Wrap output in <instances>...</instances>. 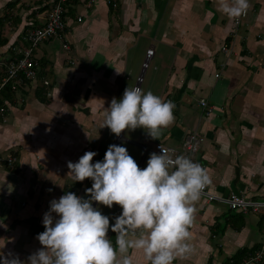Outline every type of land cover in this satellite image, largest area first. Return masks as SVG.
Masks as SVG:
<instances>
[{
  "label": "crops",
  "instance_id": "1",
  "mask_svg": "<svg viewBox=\"0 0 264 264\" xmlns=\"http://www.w3.org/2000/svg\"><path fill=\"white\" fill-rule=\"evenodd\" d=\"M52 1L0 0V75L9 46L42 22ZM249 3L235 30L219 0H70L65 31L35 51L36 80L19 85L14 100L3 95L11 102L6 121L0 120V247L5 253L12 250L24 259L42 247L36 237L45 230L49 202L67 191L83 196L92 185L90 178L75 182L68 161L90 150L99 153L91 143L106 135L115 144L123 140L142 149L138 165H143L148 146L150 152L156 141L180 148L184 136L196 130L204 142L193 160L208 170L210 189L252 199L264 195V0ZM149 48L153 56L141 83L146 92L174 102V120L155 139L146 129L133 130L131 138L115 136L101 127L106 111L113 98L136 85ZM8 157L15 159L11 166ZM195 207L194 250L174 264H228L241 250L260 246L246 226L250 212L201 197ZM120 209L108 208L107 215ZM258 215L256 225L264 220V212ZM109 236L115 242L116 234L110 230ZM133 256L134 264H149L142 251L133 250Z\"/></svg>",
  "mask_w": 264,
  "mask_h": 264
},
{
  "label": "clouds",
  "instance_id": "2",
  "mask_svg": "<svg viewBox=\"0 0 264 264\" xmlns=\"http://www.w3.org/2000/svg\"><path fill=\"white\" fill-rule=\"evenodd\" d=\"M249 0H219L230 18L246 14ZM174 102L147 92L139 84L113 98L101 127L119 136L126 129L144 128L158 138L174 120ZM141 168L124 144H110L102 160L96 151L68 161L74 181L90 178L87 196L67 191L53 198L44 213L42 247L21 259L0 247V264H134L133 250L149 264H174L192 253L190 226L197 202L212 182L208 170L190 156L162 146ZM94 202H96L94 204ZM100 205L121 207L118 215L104 214ZM116 234L110 239L109 231Z\"/></svg>",
  "mask_w": 264,
  "mask_h": 264
},
{
  "label": "built area",
  "instance_id": "3",
  "mask_svg": "<svg viewBox=\"0 0 264 264\" xmlns=\"http://www.w3.org/2000/svg\"><path fill=\"white\" fill-rule=\"evenodd\" d=\"M70 0H53L50 4L48 11H46L42 22L37 26L28 28L21 41L16 45L11 46L12 54L10 53L6 58L4 64V73L0 75V120L5 122L7 115L11 110V102L4 98L2 95L3 90L6 87H10L11 91H16L19 85L26 84L27 82L35 81L38 76L39 63L35 56V50L40 44L48 41L50 38L60 36L67 27L66 12L67 6ZM113 6L115 4H112ZM246 14L233 19L234 29L236 30L243 22ZM81 21V18H78ZM226 44L222 46V50L231 57L230 49ZM153 49L146 50L145 59L142 63V72L148 67L149 61L152 58ZM223 63L220 68H223ZM219 73H215V77H219ZM138 84L142 81V74L138 76ZM45 85H48V81H44ZM200 105L203 109H207V101L200 99ZM211 109L208 108L205 115H209ZM204 137L196 130L188 132L181 143L180 148H173L165 145L160 141L154 143V152H160L161 147L166 149L175 150V154H184L194 159L195 155L200 151ZM13 157L7 158L5 161L7 165L11 166L14 162ZM3 162L0 158V163ZM141 168H145L143 165ZM201 198L208 203L223 204L227 209L231 211H240L243 213L264 212V195L257 199L246 197L242 193L230 192L226 195L216 193L209 186H207L201 195ZM264 236L260 242L259 248H257L252 254H249L241 260V262L232 264H264Z\"/></svg>",
  "mask_w": 264,
  "mask_h": 264
},
{
  "label": "rangeland",
  "instance_id": "4",
  "mask_svg": "<svg viewBox=\"0 0 264 264\" xmlns=\"http://www.w3.org/2000/svg\"><path fill=\"white\" fill-rule=\"evenodd\" d=\"M13 13H15L14 11H12ZM14 44H15V42H14ZM227 47V46H226ZM12 47H10L9 46V50H10V53L12 54V49H11ZM153 55V54H152ZM151 71V68L150 69H147L146 70V72L147 71ZM139 74V73H138ZM142 75H143V72L141 73ZM138 84V81H137V83H136V85ZM135 85V86H136ZM141 86L144 88L145 87V83L143 84V83H141ZM145 89V88H144ZM208 107V106H207ZM208 109V108H207ZM211 109V108H210ZM211 113V112H210ZM132 131H133V129H126L124 132H122V134H123V137H127V138H131L130 136H131V134H132ZM134 131H139V132H143L144 131V128H136V129H134ZM115 136H116V134H115ZM96 141L94 142V143H91L92 145H94L95 146V148H97L98 149V151H100L99 153H98V157L97 158H99V160H102L103 158H104V154H105V152H106V150H107V148H108V146L110 145V144H113V143H115V138H113V137H111V136H109V135H106L104 138H102V139H99V141L97 142V139H95ZM91 141V140H90ZM117 144H124V145H126V147L128 148V150H129V153H130V155H132L133 157H134V159L137 161V163L139 164L140 163V160H141V156H142V149H140V148H135L132 144H129V143H127V142H125V141H120V142H118ZM148 149H149V151H148V154H147V157H146V159H145V161H144V164H143V166L144 167H146L147 166V161H148V159H149V156H150V154L152 153V152H150V151H152L153 150V147L152 148H150L149 146H148ZM9 158V157H8ZM139 166H141V164L139 165ZM90 186H92V185H90ZM88 194L85 192L84 194H83V196H87ZM115 206H117L116 207V209H118V207H120L119 205H115ZM115 206L113 207V210L114 211H116V209H115ZM100 208H101V210H102V212L104 213V214H107V211H108V207H106V206H102V205H100ZM121 208V207H120ZM121 212V209L119 210V213ZM247 220H248V222H247V225L246 226H248V227H250V229L252 230V234L253 235H251V237H255L257 240L256 241H258V240H262V238H263V236L264 235H262V237H261V234H260V232H261V228H263V224H264V220L262 221V223H259V224H255V221L257 220V218L258 217H260L259 215H258V213H254V212H250L247 216ZM263 232V231H262ZM261 237V238H260ZM255 240V239H254Z\"/></svg>",
  "mask_w": 264,
  "mask_h": 264
},
{
  "label": "trees",
  "instance_id": "5",
  "mask_svg": "<svg viewBox=\"0 0 264 264\" xmlns=\"http://www.w3.org/2000/svg\"><path fill=\"white\" fill-rule=\"evenodd\" d=\"M36 51V50H35ZM2 94L4 95V96H7L10 100H14V98H15V96H14V91H11L10 90V87H6L4 90H3V92H2ZM36 96H38L40 99H42L43 97H42V95L40 94V93H38V94H36ZM44 99V98H43ZM257 248H259V244L255 247V248H253V249H243V250H241V252H240V255L238 256L239 258L238 259H240L241 257H246V256H248L249 254H252ZM236 257L234 258V261H232L231 263H230V261H229V263H228V260H227V263L228 264H232V263H237L239 260H238ZM263 263H264V259H263Z\"/></svg>",
  "mask_w": 264,
  "mask_h": 264
},
{
  "label": "bare ground",
  "instance_id": "6",
  "mask_svg": "<svg viewBox=\"0 0 264 264\" xmlns=\"http://www.w3.org/2000/svg\"><path fill=\"white\" fill-rule=\"evenodd\" d=\"M141 74V73H140ZM3 96V95H2ZM209 108V107H208Z\"/></svg>",
  "mask_w": 264,
  "mask_h": 264
}]
</instances>
